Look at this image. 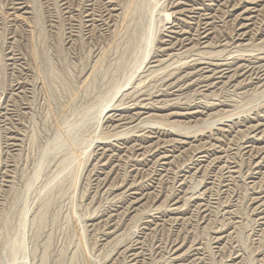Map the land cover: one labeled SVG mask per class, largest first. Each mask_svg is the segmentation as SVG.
<instances>
[{"label":"rangeland","instance_id":"1","mask_svg":"<svg viewBox=\"0 0 264 264\" xmlns=\"http://www.w3.org/2000/svg\"><path fill=\"white\" fill-rule=\"evenodd\" d=\"M129 263L264 264V0H0V264Z\"/></svg>","mask_w":264,"mask_h":264},{"label":"bare ground","instance_id":"2","mask_svg":"<svg viewBox=\"0 0 264 264\" xmlns=\"http://www.w3.org/2000/svg\"><path fill=\"white\" fill-rule=\"evenodd\" d=\"M66 1H68V0H66ZM182 1V0H181ZM97 2V1H96ZM179 2V1H178ZM64 3V2H63ZM67 4H68V2H67ZM103 4V3H102ZM177 5V4H176ZM250 7H252V6H250ZM16 9V8H15ZM106 9V8H105ZM191 9V8H190ZM248 9V8H247ZM172 11V10H171ZM192 11V10H191ZM91 12V11H90ZM186 13V12H185ZM184 13V14H185ZM254 14V13H253ZM187 15V14H186ZM202 15V14H201ZM174 16V15H173ZM236 16H238V15H236ZM248 16V15H247ZM183 17V16H182ZM201 17V16H200ZM250 17V16H249ZM250 21V20H249ZM192 22V21H191ZM188 23V22H187ZM213 23V22H212ZM249 23V22H248ZM174 24V23H173ZM172 24V25H173ZM180 24V23H179ZM243 24V23H242ZM240 26H242V25H240ZM180 28V27H179ZM202 28V27H201ZM171 30V29H170ZM178 30V29H177ZM246 31H248V29L246 30ZM178 32V31H177ZM209 33H210V31H209ZM200 35V34H199ZM205 35V34H204ZM244 39H246V38H244ZM169 40V39H168ZM190 40H191V38H190ZM189 40V41H190ZM171 43V42H170ZM192 43V42H191ZM172 44V43H171ZM182 44V43H181ZM174 45V44H173ZM169 46H171V45H169ZM166 56V55H165ZM168 57V56H167ZM166 57V58H167ZM164 59V58H163ZM228 60V59H227ZM156 64V63H155ZM239 65H240V63H239ZM247 66V65H246ZM193 67V66H192ZM199 67V66H198ZM201 68V67H200ZM246 68V67H245ZM153 70V69H152ZM198 70V69H197ZM206 70V69H205ZM256 70V69H255ZM192 71V70H191ZM234 71V70H233ZM242 71V70H241ZM250 71V70H249ZM175 72V71H174ZM247 74V73H246ZM251 74V73H250ZM220 76V75H219ZM228 76H230V75H228ZM252 76H254V75H252ZM195 78V77H194ZM227 78V77H226ZM241 78V77H240ZM176 80V79H175ZM194 80V79H193ZM240 80V79H239ZM173 81V80H172ZM190 81V80H189ZM205 81V80H204ZM182 82V81H181ZM239 82V81H238ZM221 83V82H220ZM173 84V83H172ZM181 84H183V83H181ZM226 84V83H225ZM208 85V84H207ZM165 88V87H164ZM213 88V87H212ZM159 91V90H158ZM209 91V90H208ZM167 93V92H166ZM193 93V92H192ZM130 94V93H129ZM160 94V93H159ZM158 94V95H159ZM149 95V94H148ZM207 95V94H206ZM196 96V95H195ZM136 97V96H135ZM195 98V97H194ZM129 100V99H128ZM194 101V100H193ZM199 102V101H198ZM133 107V106H132ZM179 107V106H178ZM147 111V110H146ZM185 112V111H184ZM143 115V114H142ZM183 115V114H182ZM185 115V114H184ZM137 116V115H136ZM114 117V116H113ZM118 117V116H117ZM121 117V116H120ZM143 118V117H142ZM132 119V118H131ZM134 119V118H133ZM118 120V119H117ZM198 121V120H197ZM190 122V121H189ZM143 123V122H142ZM145 123V122H144ZM141 124V123H140ZM133 129V128H132ZM133 131H135V130H133ZM165 133V132H164ZM147 135V134H146ZM150 136V135H149ZM181 142V141H180ZM136 144V143H135ZM100 148V147H99ZM137 148V147H136ZM103 151V150H102ZM143 151V150H142ZM99 152V151H98ZM146 152V151H145ZM103 155V154H102ZM98 158V157H97ZM106 160H107V158H106ZM105 160V161H106ZM97 161V160H96ZM104 161V162H105ZM81 163V162H80ZM166 163V162H165ZM82 164V163H81ZM83 165V164H82ZM98 165V164H97ZM113 167V166H112ZM97 168V167H96ZM186 176V175H185ZM181 180V179H180ZM100 185V184H99ZM128 187V186H127ZM124 192V191H123ZM145 194V193H144ZM128 199V198H127ZM133 210V209H132ZM131 211V210H130ZM172 211V210H171ZM180 212V211H179ZM109 221V220H108ZM97 223V222H96ZM101 223V222H100ZM98 224V223H97ZM93 225V224H92ZM111 234V233H110ZM129 250V249H128ZM131 254V253H130ZM135 254V253H134ZM179 255V254H178ZM133 256V255H132ZM131 258V257H130ZM173 258V257H172ZM135 261V260H134ZM130 264V263H129Z\"/></svg>","mask_w":264,"mask_h":264}]
</instances>
